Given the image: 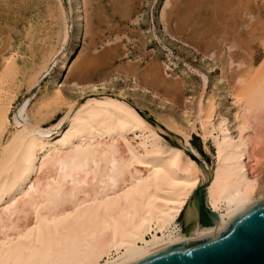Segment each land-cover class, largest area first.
I'll return each instance as SVG.
<instances>
[{
    "label": "bare ground",
    "instance_id": "1",
    "mask_svg": "<svg viewBox=\"0 0 264 264\" xmlns=\"http://www.w3.org/2000/svg\"><path fill=\"white\" fill-rule=\"evenodd\" d=\"M62 1L57 44L32 68L11 55L0 73V264H126L216 233L264 201V64L239 80L233 121L216 112L214 99L198 102L190 130L198 124L214 144L206 204L219 219L190 234L178 220L205 172L186 152L199 155L189 130L176 129L179 144L171 145L123 102L66 101L59 87L45 86L32 111L16 105L20 76L31 90L54 63L67 64L59 59L69 36ZM63 106L65 117L47 128Z\"/></svg>",
    "mask_w": 264,
    "mask_h": 264
},
{
    "label": "rangeland",
    "instance_id": "2",
    "mask_svg": "<svg viewBox=\"0 0 264 264\" xmlns=\"http://www.w3.org/2000/svg\"><path fill=\"white\" fill-rule=\"evenodd\" d=\"M57 2L0 3V73L11 55L20 54L22 66L32 68L57 44L62 24ZM166 2L63 0L69 36L59 59L66 56L67 64L54 63L31 90L20 76L16 105L27 102L32 111L45 86L59 87L65 100L76 103L117 99L146 114L141 116L171 145L179 144L176 129L189 130L190 145L199 155L186 152L200 168L213 166L212 139L204 142L198 124L190 130V122L198 102L208 99L215 100L218 114L233 121L241 78H250L264 64V0H169L165 7ZM65 115L63 106L47 128ZM68 122L69 117L59 129Z\"/></svg>",
    "mask_w": 264,
    "mask_h": 264
},
{
    "label": "water",
    "instance_id": "3",
    "mask_svg": "<svg viewBox=\"0 0 264 264\" xmlns=\"http://www.w3.org/2000/svg\"><path fill=\"white\" fill-rule=\"evenodd\" d=\"M144 118L148 116L141 114ZM195 190L181 214L180 229L190 234L211 227L218 215L206 204V188L212 167ZM126 264H264V201L256 202L233 216L218 232L192 242L176 243Z\"/></svg>",
    "mask_w": 264,
    "mask_h": 264
}]
</instances>
